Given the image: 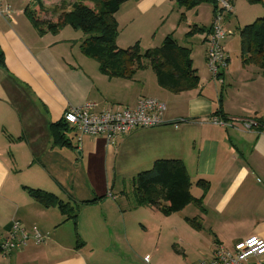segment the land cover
Masks as SVG:
<instances>
[{
    "label": "crops",
    "instance_id": "crops-1",
    "mask_svg": "<svg viewBox=\"0 0 264 264\" xmlns=\"http://www.w3.org/2000/svg\"><path fill=\"white\" fill-rule=\"evenodd\" d=\"M53 1L55 7L64 2ZM164 1L123 4L115 14L118 26L135 23L139 16L147 15ZM42 2L45 12L39 10L36 0H2L9 11L0 17V56L4 62L0 64V243L13 222H19L29 233L36 228L45 239L42 244L29 240L6 257L0 251V264H138L133 257L139 258L148 242L144 239L137 244L135 239L136 246L129 240L121 219L128 210L138 212L142 225L160 223L156 254L163 245V225L172 222L167 232L173 245L179 246L178 253L172 250L168 259L153 264H199L212 259L216 244L232 248L248 237L264 240L261 70L254 65L231 64L229 59L219 76L227 86L219 87L210 70L204 65L195 66L191 49L193 67L200 78L197 89L173 94L162 89L156 79L151 83L140 80L139 73L143 71H138L132 80L110 79L100 72L96 60L81 52L85 39L81 31L66 26L39 34L27 11H34L41 21L53 23L60 13L70 11L59 9L60 13L47 17L48 0ZM233 11L234 8L231 15ZM194 24L203 26L199 21ZM123 32L116 42L119 48L124 45L120 40ZM168 35L164 34L162 41ZM205 36L199 39L205 44L206 63ZM221 96L226 121L213 116ZM141 98L156 99L165 105V125L137 129L114 145L108 144L104 136H80L67 127L65 136L71 146L54 143L51 125L62 121L69 107L94 102L98 111L132 109ZM213 119L223 120L226 126L213 124ZM248 120L262 121V125L247 129ZM175 121H180L177 127L170 124ZM70 133L73 137L68 136ZM122 158L130 170L134 166L138 171L151 168L158 159L182 160L193 197L202 196L197 181L209 183L203 198L204 211L190 204L178 213L164 216L154 207H135V198L130 202L125 192H112L114 188L109 190L106 180L108 162L117 175L116 166ZM25 187L53 193L64 203L79 205L77 220L65 221L57 207H42ZM191 205L195 208L187 214ZM116 214L122 232L114 226L119 222ZM186 219L198 220L202 228H193ZM78 243L85 245L77 246ZM117 246L129 254L128 263L109 255L100 256L102 247L110 253V248L116 250ZM148 255L144 257L147 262Z\"/></svg>",
    "mask_w": 264,
    "mask_h": 264
},
{
    "label": "trees",
    "instance_id": "trees-1",
    "mask_svg": "<svg viewBox=\"0 0 264 264\" xmlns=\"http://www.w3.org/2000/svg\"><path fill=\"white\" fill-rule=\"evenodd\" d=\"M88 1L93 4L92 7L87 5L84 0H75L71 10L60 13L55 23L39 20L34 11H27V15L38 29L39 34H44L46 31L56 32L66 26L81 31L85 36L80 46L81 52L96 60L100 72L110 79L132 80L138 71L150 67L156 76L158 85L173 94L198 88L200 78L193 67L191 49L179 45L171 34L164 39L159 47L148 49L144 53L141 52L138 43L126 49L118 47L116 40L119 30L115 14L123 4L138 0ZM174 1L186 10L194 9L203 3L212 4L214 13L218 9L216 0ZM246 1L250 5L264 4V0ZM229 2L234 5L235 0H229ZM36 5L40 11H44L42 0H36ZM227 15L229 18L231 13ZM210 32L211 28L209 27L194 25L187 35L206 33L208 36ZM239 37L242 65H254L264 75V17L241 28ZM0 64H4L1 56ZM213 116L224 121L228 120L222 111V96L219 98V107ZM258 124L256 129L260 128L262 121H258ZM67 130V125L63 120L51 125V134L56 145L71 146L65 136ZM196 186L202 190L200 198H195L191 194L192 183L182 160L158 159L153 163L151 169L138 173L133 179L135 207H154L164 216L178 213L190 204L204 211L203 198L209 189V183L199 180ZM25 189L42 207H57L65 216V221L75 222L77 220L79 205L64 203L53 193L43 190L27 187ZM186 220L193 228L197 230L202 228L198 220ZM77 246H82V243H78Z\"/></svg>",
    "mask_w": 264,
    "mask_h": 264
},
{
    "label": "rangeland",
    "instance_id": "rangeland-1",
    "mask_svg": "<svg viewBox=\"0 0 264 264\" xmlns=\"http://www.w3.org/2000/svg\"><path fill=\"white\" fill-rule=\"evenodd\" d=\"M54 2L55 1L53 0H48V2L46 3L48 12H46L47 15L45 16L49 17L50 15L58 14L59 9L64 8L65 10H71L72 8L71 0H64L61 7H55ZM233 8L234 14L229 16V20L227 18L228 13L225 14L223 27L225 32L227 33V37L223 41V47L225 49L228 59H230L231 61V64L242 65L240 57L239 30L246 25L254 23L257 19L264 17V4L250 5L246 0H235ZM197 12H199V14ZM213 19L214 8L210 3H203L199 5L198 8L186 10L185 8L180 7L174 0H166L162 4H157L147 15L139 16L135 23L131 25L126 24L122 27L118 26V30L119 34H121L124 30L120 38V40L124 42L122 48L126 49L138 43L142 53H144L148 49L156 48L157 46L159 47L163 42L162 38L164 34H171L181 46L189 47L193 50L194 54L192 55V57L195 66L204 65L207 70H209L207 62L205 63L203 55L205 50V44L202 43V41L199 39L201 36H205L204 34L206 33L188 36L186 31L188 30V28H191L187 25L194 26L195 21L201 22L203 24L202 27L211 28L213 24ZM79 33L81 32L79 31ZM206 37L207 35L205 36V39ZM141 71H143V73H139L140 75H142L139 76L140 80L147 79L148 83H151L154 81V79H156V76L150 67H147ZM209 74L211 75V78L213 77L214 79H217V81H219L217 82L219 87L222 85L227 86V83H225L224 80L222 83L220 78L214 77L211 72ZM68 136L73 137V134L70 133V135ZM125 163L127 164L124 158L120 159L119 164L116 166L115 170L117 172V175H114L113 165L111 167L110 163L108 162V175L106 177V180L109 184V190H111L112 187L114 188L112 192L119 193L123 191L128 195V200L130 202H133L134 194L132 181L134 177L138 173L149 170L151 168L148 167L147 169L138 171L139 168H135L133 166V169L130 170V167H128V165H126ZM194 208L195 207L191 205L189 210H187V214H189L191 209ZM132 211L128 210V213L121 217V219L124 220V225L126 227L125 232L128 235L129 240H131V242L136 246L137 244H141L142 240L144 239H147L146 242H148V244L143 249L142 255H140L139 258L133 257V259L138 264H153L156 260V263L160 261H165L166 259H168V252L172 250H179V246L173 245L175 242L171 241L172 238L167 232L169 225L172 223L169 221L165 222V224L163 225V228L165 229L164 235L161 239V241L163 240V245L161 246L160 252L156 254L154 252V248H156L157 244V234L158 229L160 228V223H152L151 225V223L147 224L145 222V225H142L140 223L141 216L138 214L137 211ZM104 213L105 212L102 211V214ZM115 216L119 222L117 224H114V226L120 228L122 232V223L119 219L120 217L117 216V214ZM174 217L175 216H173L172 219H174ZM145 227L147 228L146 231ZM120 236L123 235L121 234ZM135 239L138 241L137 244L135 242ZM120 240L122 241V237H120ZM84 245L85 244L82 243V246ZM120 248L118 246L116 247V250L115 248H110L112 252L108 253L104 251V248L102 247L100 256L109 255L111 257H116L120 261H125V263H128L127 261L129 259V254L126 251L123 252ZM146 254L150 255H148L150 257L148 262L146 261L148 259L145 260L144 258Z\"/></svg>",
    "mask_w": 264,
    "mask_h": 264
},
{
    "label": "built area",
    "instance_id": "built-area-1",
    "mask_svg": "<svg viewBox=\"0 0 264 264\" xmlns=\"http://www.w3.org/2000/svg\"><path fill=\"white\" fill-rule=\"evenodd\" d=\"M218 9L214 13L211 32L206 37L208 46L206 62L214 77H218L227 68L228 57L223 47L227 37L223 22L225 14L231 13L233 5L229 0H216ZM0 0V17L7 13ZM165 105L156 99L141 98L135 108H118L116 110L98 111L97 104L87 102L82 106L69 107L63 114V121L70 129L75 130L80 136H104L108 144H115L118 139L130 134L137 129L154 128L166 124L164 120ZM180 121L172 124L177 127ZM215 125L226 126V122L213 119ZM247 129L257 128L256 120L245 123ZM78 142L81 138L78 137ZM44 237L36 228L29 233L19 222H13L8 230L7 237L0 243V251L6 257L13 251L19 250L29 240L37 244L44 242ZM264 240L258 236L248 237L232 248L216 244L212 259L199 264H264Z\"/></svg>",
    "mask_w": 264,
    "mask_h": 264
}]
</instances>
